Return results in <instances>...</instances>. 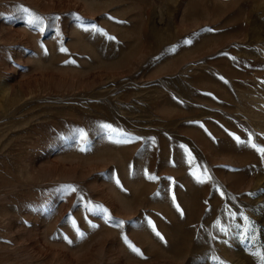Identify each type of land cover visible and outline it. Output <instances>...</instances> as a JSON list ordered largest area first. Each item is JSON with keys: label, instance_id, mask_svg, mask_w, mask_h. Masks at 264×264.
<instances>
[{"label": "rangeland", "instance_id": "rangeland-1", "mask_svg": "<svg viewBox=\"0 0 264 264\" xmlns=\"http://www.w3.org/2000/svg\"><path fill=\"white\" fill-rule=\"evenodd\" d=\"M258 149L264 0H0V264H259Z\"/></svg>", "mask_w": 264, "mask_h": 264}, {"label": "snow or ice", "instance_id": "snow-or-ice-1", "mask_svg": "<svg viewBox=\"0 0 264 264\" xmlns=\"http://www.w3.org/2000/svg\"><path fill=\"white\" fill-rule=\"evenodd\" d=\"M29 23H32V20H29ZM93 28L97 31V32H101L103 35H105V36H107V33H103V31L101 30V29H99V28H96V26L95 25H93ZM108 39H115V37H111V36H108ZM189 43L191 42V41H188ZM61 51H66V49H61ZM104 127L105 128H110L111 126L110 125H104ZM113 131H115L114 129H113ZM81 137L83 138V133L81 134ZM237 140H239V138H237ZM252 147H256V145L255 144H253L252 145ZM82 151H83V149H81ZM258 151H260L261 152V155H262V157H264V149H258ZM205 171H206V169H205ZM150 179H154V177H149ZM117 182V184H119V180H117L116 181ZM201 182H203V181H201ZM71 191H76V189H75V187H71ZM106 211V210H105ZM244 219H248L247 217H244ZM149 223H151V222H149ZM153 230L155 231V226L153 225ZM256 229H255V226L253 225V231H255ZM156 235L157 236H159L160 235V233L159 232H156ZM161 239H163L162 237H161ZM247 237H244V240L245 241H247ZM125 242L126 243H128V246L131 248V250L133 251V252H135L136 254H138V255H143L142 253H141V251H140V249L139 248H137V247H135V245H133L131 242H129L128 240H127V238H125ZM69 243H71V241H69ZM253 255H255V256H257L258 257V260H259V264H264V254H260V253H253ZM222 264H223V262H222Z\"/></svg>", "mask_w": 264, "mask_h": 264}]
</instances>
